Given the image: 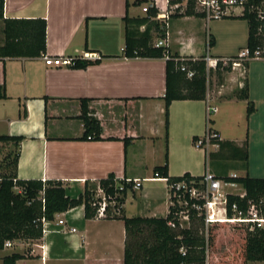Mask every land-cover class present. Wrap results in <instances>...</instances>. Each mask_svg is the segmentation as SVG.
<instances>
[{"label": "crops", "instance_id": "0c3cea01", "mask_svg": "<svg viewBox=\"0 0 264 264\" xmlns=\"http://www.w3.org/2000/svg\"><path fill=\"white\" fill-rule=\"evenodd\" d=\"M138 1L143 3L136 5ZM149 3L156 5L157 13L167 11L166 0H4V19L46 22L43 55L0 58V136L21 139L18 147L0 143V149L7 145L17 151V180L61 182L67 195L77 198L86 184L98 185L114 176L130 188L122 205L125 217L164 218L170 206L169 185L156 175V168L166 162L169 178L184 174L201 177L207 170L214 175L225 173L227 164L238 163L210 165L206 155L217 148L206 150L193 141L202 139L207 128L217 132L221 141L238 147L246 140L250 164L257 138H264V96L258 94L264 64L253 69L252 63L260 60L247 62L243 80L248 87L247 101L235 96L244 85L236 78L233 96L211 98L209 75L218 74L217 68L211 70L206 76L205 100L171 102L166 135V55L159 59L123 56L124 19L144 17L142 9L143 15L130 10ZM185 8L182 3L176 14L170 13L161 22L165 36L153 33V43L163 41L171 57L202 61L207 53L213 59L238 57L241 49L235 56L210 55L211 49H206L207 44L199 36L196 21H205L206 26L209 22L198 12L201 17L184 16ZM3 28L0 20V47L5 43ZM212 42L215 44L214 37ZM85 53L102 59L85 69L52 68L42 59L75 58ZM228 73L223 71L221 77L224 79ZM248 101L254 111L247 117L246 109L244 112L239 104L247 105ZM207 106L216 108L208 116L212 123L207 122ZM83 109L87 117L98 122L96 135L95 130L88 131ZM225 113L227 124L221 123ZM126 138L130 141L125 145ZM249 164L246 172L230 170L225 175L238 173L239 177L255 178L250 176ZM60 220L63 225L58 224ZM124 248L122 220H86L79 206L55 215L41 239L14 247L11 253L25 256L19 264H123ZM4 256L0 255V264Z\"/></svg>", "mask_w": 264, "mask_h": 264}, {"label": "trees", "instance_id": "16d2710c", "mask_svg": "<svg viewBox=\"0 0 264 264\" xmlns=\"http://www.w3.org/2000/svg\"><path fill=\"white\" fill-rule=\"evenodd\" d=\"M262 0H247L244 13L236 18L246 21L248 35L246 46L251 53L264 48V7ZM3 3L0 0V20L3 21V33L5 43L0 47V58L4 57H39L46 50V22L44 20H10L3 18ZM143 2H135L141 5ZM173 0H170V4ZM261 8L263 19L259 18L256 8ZM157 10L152 8L141 18L125 17V41L123 56L126 58H150L159 59L167 54L165 46L156 47L153 43V33L157 37L165 36V25L162 21L155 20ZM184 16L201 17L195 12L194 2L188 1ZM144 27V30H140ZM212 45V41L210 42ZM166 59V87L164 100L165 129L167 135L169 106L172 101L195 100L203 101L206 98V66L204 61L192 60L189 58H179L168 56ZM102 59L99 56L95 60H86L82 57H75V69H85L91 64L98 63ZM247 68L248 63H244ZM181 67L193 73L192 78L187 79L186 74L181 71ZM218 76L220 71L229 72V67L217 65ZM241 100H248V87L244 83L243 87L235 93ZM2 97V95H0ZM254 111L252 102H247L246 115H251ZM83 118L88 131L99 129L98 122L87 117L83 109ZM207 122L212 123L211 120ZM216 133L214 130H210ZM94 139H99L95 136ZM197 138L193 141L197 143ZM21 139L7 136H0V143H13L18 147ZM130 141L124 139V144ZM212 144L218 146L214 152L206 155L207 161L213 167L219 166L226 161H238L246 164L248 161V150L246 140L238 147L233 142L213 140ZM10 155L6 156L2 162H6L5 167H12L11 172L0 174V251L3 250L5 241L21 240L24 242L36 241L43 237L42 220L52 221L55 215L66 213L76 207L82 206L84 218L86 220L97 218L98 205L101 201L94 200V195L85 185L84 192L77 198L67 195L66 189L61 182L17 180L15 169L18 161L17 151L9 162ZM222 166V165H220ZM159 178L165 179L167 184H174L181 179L200 180L201 177H192L184 174L182 177L169 178L167 173V163L163 167L155 170ZM218 179L232 180L239 184L245 192V197L240 199L236 196L227 197V212L231 217V205L237 204L238 208L245 211L248 203L257 205L264 216V179L251 178L248 175L230 179L222 171L215 175ZM98 187L102 191L108 203L114 202L111 213L110 207L106 208L107 214L103 219H119L123 221L125 228V248L123 264H206V250L209 248L211 256L210 264H247L250 262H264V229L255 227L252 231L245 224L230 223L231 232L229 237L234 251L230 256L223 254L221 262H217L218 245L221 235L220 223L211 224L208 232V241L204 234L192 228L172 230L168 223L173 221L178 228L179 223L175 213L177 210L169 206L168 213L164 218H127L122 211V205L127 191L130 189L125 182L115 180L114 176H109L105 180L98 182ZM20 192H15V189ZM122 188V189H120ZM96 204V205H93ZM191 222L198 221L200 227L204 229L203 221L191 215ZM237 226H234V225ZM148 232L147 237L139 238ZM237 235V237H236ZM225 258H227L225 260ZM25 256L16 252L8 254L2 258V264H15Z\"/></svg>", "mask_w": 264, "mask_h": 264}, {"label": "built area", "instance_id": "2783aa9c", "mask_svg": "<svg viewBox=\"0 0 264 264\" xmlns=\"http://www.w3.org/2000/svg\"><path fill=\"white\" fill-rule=\"evenodd\" d=\"M173 1H175V3L171 5L170 0H166L167 11L163 13L158 12L154 19L162 22L166 21L169 18L170 13L176 14L177 10L181 8V4L183 3V6L186 7L189 0ZM192 1L194 2L195 11L202 14L206 22L231 17L236 14V10H240V15H242L247 3V0ZM261 5L262 7H264V0H262ZM152 8L156 9V5L154 3H149L147 4V6H144L142 8V11L144 14H146ZM256 10L259 18L263 19L261 8L257 7ZM140 30H144V27H141ZM163 45V41H159L155 44L156 47H162ZM81 57L82 59L86 60H95L98 58L96 54L91 53H85ZM165 58L168 59L169 57L166 55ZM42 59L46 66L52 68L70 67L74 65V58L72 57L43 56ZM251 60L264 61V48L262 50L257 49L253 53L245 48L238 54V57L234 59H213L207 53L203 61L206 66V76L208 77V74L211 70H216L218 63H220L222 66H227L228 63H231L233 68L236 69L240 68L243 62H248ZM180 70L186 74L187 79L192 78L193 73L185 70V67H181ZM215 111V107L207 106V120H209L208 116L212 115ZM217 139L219 140V136L216 133L211 132L210 129L207 128L205 136L202 139L198 140L196 145L197 147L204 148L206 150L209 147L218 148L216 144L211 143L213 140ZM228 177L230 179H234L238 177V175L233 173ZM168 188L170 206L177 210L175 216L177 217L178 222L180 221L179 225H181V222H189L191 215H195L196 218H200L203 221L206 231L208 230V227L213 223L222 224L233 222L238 224H245L250 231H252L255 227L264 229V216L261 213L260 208L253 203L249 202L245 211L240 210L237 204H232V216H228L227 197L230 195L243 199L245 197V192L239 184L233 182L232 180L218 179L209 170L205 171V173L201 176V179L198 181L191 179L187 180L183 178L180 181L175 182L174 184H170ZM234 189H239V192L233 191ZM240 189L242 190V192L240 191ZM97 205V218H105L107 214L106 208L112 205L111 208L113 209L114 202L108 203L103 195L102 202L97 203ZM111 213L114 214L115 210L113 209V212ZM42 223L44 234V230L50 224V221L42 220ZM58 224L63 225V221L60 220ZM168 226L171 229H174L176 228V223L171 221L168 223ZM25 243L26 242L21 240H8L4 242L3 249L14 248L17 246L21 247ZM15 264H19L18 261Z\"/></svg>", "mask_w": 264, "mask_h": 264}, {"label": "rangeland", "instance_id": "374dc122", "mask_svg": "<svg viewBox=\"0 0 264 264\" xmlns=\"http://www.w3.org/2000/svg\"><path fill=\"white\" fill-rule=\"evenodd\" d=\"M142 6H133L130 10L131 13L134 14H141ZM236 14L227 17L221 20H212L208 23V26H206L205 21L197 20L198 24V33L199 36L202 38V41L207 44L206 49L210 50V55L215 56H222V57H228L231 55H237L236 53L241 49L243 50L246 46V39H247V24L244 20L236 18L237 16H240V10H236ZM215 39V44L211 41L212 38ZM211 47V48H210ZM207 51V50H206ZM245 62L242 63V66L240 68L234 69L231 63H228L226 67L230 68V71L228 74L224 75V79L222 77H219L218 74L214 75V73H210L209 79H208V92L211 98H227L228 96H233L234 91V82L235 78L239 81H243L246 73H245ZM252 68H259L262 67L261 64H264V61H258L252 63ZM263 71V70H262ZM220 73H223V71H220ZM222 78V79H221ZM245 83V81H243ZM222 86V87H221ZM258 94H260V97L264 96V79L262 77L260 83H259ZM222 88V89H221ZM239 106H242V108L245 109L247 105L239 104ZM227 114L225 113V117L221 121L223 124H227ZM256 146H255V152L253 153V157L251 159L250 164L247 163H230L227 164L225 173H230V170H237L241 171V173L246 172L248 169V164L251 168H249L250 176L255 178H264V138L262 135H260L256 140ZM15 149L12 147L3 146L0 149V174L9 173L12 171V167L8 166L5 167L6 162H2L7 154L10 155L9 162L12 160L14 155ZM258 168V171L254 172L255 169ZM238 174V173H237ZM88 188L91 190V192L94 195V200L99 199L102 202L103 194L99 190V187L97 184H91L88 185ZM20 189H15V192H20ZM233 191L239 192V189H234ZM242 192V190L240 189ZM240 192V193H241ZM111 209V212H113V209L111 208L112 205L109 206ZM180 224V221L178 222ZM230 223H222L221 224V230L219 231L218 236L221 237L220 243L218 245V252L216 253V257L218 258L217 262H221V256L223 254L230 256V254L233 253L234 247L233 245H236L235 242H231L232 239L229 237L231 228ZM182 225V226H181ZM181 225L178 226V228H174L172 230L177 229H186V228H192L194 230H198L200 234H204L206 237V240L208 239V232L209 228L206 231V229H202L198 223V221L194 222H181ZM234 226H237L236 224ZM148 235V232H145V235L141 236L139 240L145 239ZM237 237V235H236ZM208 241V240H207ZM14 251L13 249H4L3 252L0 253V255H8ZM227 258H225L226 260ZM211 256L209 253V248L206 250V264H210ZM25 264H38L36 261H26ZM247 264H264V262H250Z\"/></svg>", "mask_w": 264, "mask_h": 264}, {"label": "bare ground", "instance_id": "6f19581e", "mask_svg": "<svg viewBox=\"0 0 264 264\" xmlns=\"http://www.w3.org/2000/svg\"><path fill=\"white\" fill-rule=\"evenodd\" d=\"M222 222H224V221H222ZM234 223V222H233Z\"/></svg>", "mask_w": 264, "mask_h": 264}]
</instances>
